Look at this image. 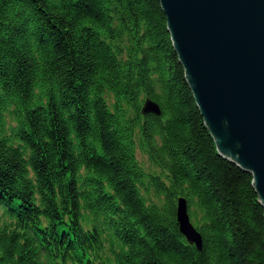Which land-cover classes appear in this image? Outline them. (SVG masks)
Here are the masks:
<instances>
[{
	"label": "trees",
	"instance_id": "trees-1",
	"mask_svg": "<svg viewBox=\"0 0 264 264\" xmlns=\"http://www.w3.org/2000/svg\"><path fill=\"white\" fill-rule=\"evenodd\" d=\"M0 264H264L159 0H0Z\"/></svg>",
	"mask_w": 264,
	"mask_h": 264
},
{
	"label": "water",
	"instance_id": "water-1",
	"mask_svg": "<svg viewBox=\"0 0 264 264\" xmlns=\"http://www.w3.org/2000/svg\"><path fill=\"white\" fill-rule=\"evenodd\" d=\"M159 1L219 153L252 173L264 206V0ZM144 112L162 114L152 100ZM188 208L180 198V231L202 250Z\"/></svg>",
	"mask_w": 264,
	"mask_h": 264
}]
</instances>
